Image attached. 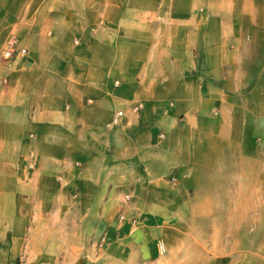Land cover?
Masks as SVG:
<instances>
[{
	"label": "crops",
	"instance_id": "1",
	"mask_svg": "<svg viewBox=\"0 0 264 264\" xmlns=\"http://www.w3.org/2000/svg\"><path fill=\"white\" fill-rule=\"evenodd\" d=\"M235 170L264 200V0H0V264L44 202L149 238Z\"/></svg>",
	"mask_w": 264,
	"mask_h": 264
},
{
	"label": "rangeland",
	"instance_id": "2",
	"mask_svg": "<svg viewBox=\"0 0 264 264\" xmlns=\"http://www.w3.org/2000/svg\"><path fill=\"white\" fill-rule=\"evenodd\" d=\"M230 175L231 181L218 187L213 220L184 219L176 230L149 238L139 234L138 224L133 226L138 217L130 220L132 226L113 228L92 217H78L76 194L44 202L37 208L42 214L39 233L26 232L21 238L35 243L11 254L7 264H264V200H259L258 187H251L252 202L237 200L244 188L238 171ZM215 225L217 232L212 231ZM0 245L8 251L5 242Z\"/></svg>",
	"mask_w": 264,
	"mask_h": 264
},
{
	"label": "built area",
	"instance_id": "3",
	"mask_svg": "<svg viewBox=\"0 0 264 264\" xmlns=\"http://www.w3.org/2000/svg\"><path fill=\"white\" fill-rule=\"evenodd\" d=\"M27 50L25 47H21L16 37H11L5 44L1 56L3 60L11 62L17 55H25ZM120 112L117 113L119 115ZM116 122V118L113 119ZM29 167H32V162L29 163Z\"/></svg>",
	"mask_w": 264,
	"mask_h": 264
}]
</instances>
